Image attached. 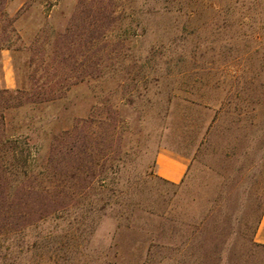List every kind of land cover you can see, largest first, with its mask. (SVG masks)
Instances as JSON below:
<instances>
[{
    "label": "rangeland",
    "instance_id": "1",
    "mask_svg": "<svg viewBox=\"0 0 264 264\" xmlns=\"http://www.w3.org/2000/svg\"><path fill=\"white\" fill-rule=\"evenodd\" d=\"M8 12L19 39L0 85L29 95L8 135L59 189L43 220L0 238V264H264V0ZM163 149L191 160L182 183L157 176Z\"/></svg>",
    "mask_w": 264,
    "mask_h": 264
},
{
    "label": "trees",
    "instance_id": "2",
    "mask_svg": "<svg viewBox=\"0 0 264 264\" xmlns=\"http://www.w3.org/2000/svg\"><path fill=\"white\" fill-rule=\"evenodd\" d=\"M10 2L0 0V51L13 48L19 39L15 28L17 19L8 12ZM25 97L29 100L26 93L12 92L0 85V238L5 243L9 235L22 233L30 224L31 216L38 217L37 221L43 220L44 198L59 189V186L47 185L44 170L34 169L37 160L32 155L30 140L26 138L22 142L8 135L7 112L13 103L22 106ZM73 148H69L70 153Z\"/></svg>",
    "mask_w": 264,
    "mask_h": 264
},
{
    "label": "crops",
    "instance_id": "3",
    "mask_svg": "<svg viewBox=\"0 0 264 264\" xmlns=\"http://www.w3.org/2000/svg\"><path fill=\"white\" fill-rule=\"evenodd\" d=\"M191 160L171 150H160L156 158L157 176L174 185L182 183L187 177ZM256 242L264 245V216L256 233Z\"/></svg>",
    "mask_w": 264,
    "mask_h": 264
}]
</instances>
